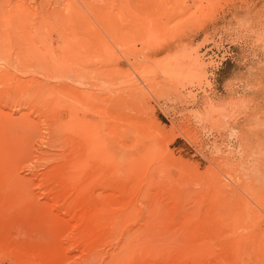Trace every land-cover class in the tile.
<instances>
[{
    "label": "rangeland",
    "instance_id": "obj_1",
    "mask_svg": "<svg viewBox=\"0 0 264 264\" xmlns=\"http://www.w3.org/2000/svg\"><path fill=\"white\" fill-rule=\"evenodd\" d=\"M33 1L0 7L46 66L0 65V264H264V0L56 2L17 50Z\"/></svg>",
    "mask_w": 264,
    "mask_h": 264
},
{
    "label": "bare ground",
    "instance_id": "obj_2",
    "mask_svg": "<svg viewBox=\"0 0 264 264\" xmlns=\"http://www.w3.org/2000/svg\"><path fill=\"white\" fill-rule=\"evenodd\" d=\"M19 1V0H18ZM42 2H40L39 4H37L36 3V0H34L33 2L35 3V5H37V7H41V11H42V13L40 12H37V13H35L36 11L35 10H30L29 8V10H27V8H22L23 9V11H22V14H21V11H20V9H21V7L19 6V8L20 9H18L16 6H15V8H17L18 9V12H19V14H18V12L15 10V12H16V15H15V12H14V14H11L10 13V17L12 18V16L13 15H15V16H13V18L14 19H11V22H10V17H9V15L6 17L8 20H9V24H7L8 25V31L6 30L5 32H3V35L5 34V36L7 35L8 36V38H11L12 39V42H13V44H15V45H12L13 47L14 46H16L18 49L17 50H19L20 49V47L21 46H26V44H28V43H30V42H32L31 43V45H33L34 46V41H32V39H34V38H30V39H28L29 37L28 36H25V37H21L17 32H16V30H11V25L10 24H12V22H13V20H15L16 22H13V23H17L19 20V22L17 23V24H20L21 22L22 23H24V22H26V20H30L31 18L30 17H33V19H34V21H35V23H33V21H32V24H35V32L36 31H38V30H40L41 28H42V26H43V24L44 23H46V22H48V20L49 21H52L53 19L55 20V22H57V21H59V22H62V18L61 17H63V15L61 14L62 13V10L61 9H55V8H53V9H47V11H45L46 9H45V7H51V6H53L52 4H54V3H56V4H58V5H64V9H66V7H68V9H69V7H71V9L72 10H70L69 9V11H67V12H69L70 14H72V13H75V14H77L78 16H80V14H83L84 13V11L85 10H82L81 8H79V7H95L96 8V5H98V4H95V2L96 1H93V0H41ZM103 1V0H102ZM106 1V0H105ZM153 1V0H152ZM174 1V0H173ZM15 2V1H14ZM32 2V3H33ZM108 2V1H107ZM111 3H113V2H115V0H113V1H110ZM109 2V6H113L114 7V5H116V4H114V5H112L111 3ZM142 2V1H141ZM9 3V4H8ZM10 3H12V4H10ZM28 4H29V2H27ZM62 3V4H61ZM97 3V2H96ZM120 3V2H119ZM140 3V2H139ZM174 3H175V1H174ZM17 4V3H16ZM15 4V5H16ZM27 4V5H28ZM55 4V5H56ZM106 4L107 3H105V4H103L102 3V7H105L106 6ZM143 4V3H142ZM144 4H145V2H144ZM9 5H13V2H12V0H0V7H8ZM18 5H20V4H18ZM22 5V7H27V5L25 4V3H22L21 4ZM39 5V6H38ZM104 5V6H103ZM140 5V4H139ZM14 6V5H13ZM29 6V5H28ZM173 6V5H172ZM30 7V6H29ZM55 7H58V6H55ZM59 7H61V6H59ZM72 7H77V9L75 8V9H73ZM98 7H101V5H99ZM107 7V6H106ZM116 7V6H115ZM11 8H12V6H11ZM14 8V7H13ZM94 8V9H95ZM21 9V10H22ZM36 9V8H35ZM86 9V8H85ZM25 10H27L26 12H25ZM40 9H38V11H39ZM48 10H50L49 12H48ZM89 10V9H88ZM30 11V12H29ZM34 11V13H32ZM65 10H63V12H64ZM83 11V13H81ZM90 11H92V13L93 12H96V9H95V11L93 10V9H90ZM27 13V12H29L30 14L32 13V15H34V16H32V15H30L29 17H28V14H25V13ZM87 12V11H86ZM65 13H66V11H65ZM80 13V14H79ZM88 13V12H87ZM18 14V15H17ZM21 14V15H20ZM25 14V15H24ZM40 14L42 15V16H40ZM64 14V13H63ZM26 15H27V17L28 18H26ZM36 15V16H35ZM66 16H67V14H65ZM64 15V18L63 19H65V18H67L68 17V19H69V15L66 17ZM73 16V18H74V14H72ZM88 15V14H87ZM86 15V16H87ZM44 16V17H43ZM78 16H75V17H77L78 18ZM85 16V15H84ZM86 16H85V18H86ZM89 16H92V15H90L89 14ZM35 17H38V18H36L35 19ZM71 17V16H70ZM71 17V18H72ZM81 17V16H80ZM94 17V15L92 16V18ZM19 20H18V19ZM46 18H48V20H46L45 21V19ZM52 20H51V19ZM70 18V21L72 20V21H74V20H76V21H78V19H80V18H78V19H75L74 18V20L73 19H71ZM81 18H84V17H81ZM84 18V19H85ZM21 19L23 20V21H21ZM25 19V20H24ZM39 21H38V20ZM68 19H66V20H68ZM87 19V18H86ZM53 20V21H54ZM65 20V21H66ZM83 20V19H82ZM88 20V19H87ZM40 21H42V23L40 22ZM80 21V20H79ZM64 22V21H63ZM69 22V21H68ZM81 22H84V21H81ZM6 23V22H5ZM8 23V22H7ZM30 23V22H29ZM38 23L40 24V25H38ZM14 24V25H15ZM16 24V28L17 27H20V26H22V24H20L19 26ZM31 24V25H32ZM81 24V23H80ZM33 26V28H34V25H32ZM66 26H68V28H69V26H71V25H66ZM13 27H15V26H13ZM62 27V31H63V33H67V27H63V26H61ZM73 27V26H72ZM15 29V28H14ZM70 29H71V27H70ZM13 31V33H10V32H12ZM70 31V30H69ZM9 32V33H8ZM34 32V31H33ZM106 32H108V31H106ZM112 32V31H111ZM69 33V32H68ZM13 35V36H12ZM34 35H32V37H33ZM17 38H19V39H17ZM37 40V39H36ZM36 40H35V42H36ZM68 40V39H67ZM66 40V41H67ZM38 41V40H37ZM65 41V38L63 39V42L65 43L66 42ZM10 42H11V40H10ZM30 45V44H29ZM32 46V47H33ZM13 47L11 48V50H16V48L15 49H13ZM27 47V46H26ZM34 47H36V46H34ZM24 48V47H23ZM27 48H29V46L27 47ZM26 48V49H27ZM31 49V48H30ZM33 49V48H32ZM38 49H39V47H38ZM38 49H36L35 48V50L36 51H33V50H30L28 53H25V52H23V53H25V54H21V52H19V54H17V52H16V54H15V52L14 53H12V54H8V55H0V65L2 66H6V67H8V69H13V71L14 70H16V71H25L26 69H33L35 66H33L32 64H30V63H28L29 61H28V57H31V56H33V58L34 59H36V64L39 66V67H37V69L38 70H40V69H44V62L42 61L41 62V58H40V51L38 50ZM10 51V50H9ZM27 54V55H26ZM29 55V56H28ZM28 61V62H27ZM41 62V63H40ZM41 64H43V65H41ZM46 67V66H45ZM4 69V68H3ZM36 68H34L33 70L34 71H37V70H35ZM42 71H44V70H42ZM94 71V70H93ZM1 79V78H0ZM12 80V79H11ZM13 82H14V80H13ZM29 120H19V121H9V122H6V124H7V126L9 127V128H11L10 130H11V132L12 131H15V130H19V128H21V129H26V128H29V126H30V122H28ZM2 124V123H1ZM23 130H22V132H23ZM16 132V131H15ZM1 134V133H0ZM21 134V133H20ZM2 136V135H1ZM1 136H0V138H1ZM2 139V138H1ZM6 140V139H5ZM4 141V140H3ZM2 140H0V142H3ZM12 141V140H11ZM6 142L7 141H5V145H6ZM15 142V141H14ZM2 145L4 146V144L2 143ZM8 146V145H7ZM5 147V146H4ZM1 148V147H0ZM8 150V149H7ZM7 152V151H6ZM11 153V152H10Z\"/></svg>",
    "mask_w": 264,
    "mask_h": 264
}]
</instances>
